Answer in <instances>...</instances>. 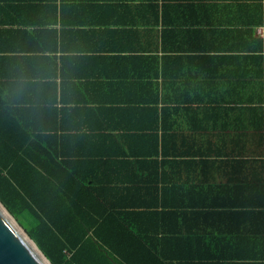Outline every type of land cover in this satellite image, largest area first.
Here are the masks:
<instances>
[{
	"label": "crops",
	"instance_id": "0c3cea01",
	"mask_svg": "<svg viewBox=\"0 0 264 264\" xmlns=\"http://www.w3.org/2000/svg\"><path fill=\"white\" fill-rule=\"evenodd\" d=\"M51 81L72 107L66 134L90 135L92 158L138 163L118 178L146 177L127 158L156 151L133 136L157 132L149 106L165 100L173 245L207 264H264V0H0L9 98H40L20 88Z\"/></svg>",
	"mask_w": 264,
	"mask_h": 264
},
{
	"label": "trees",
	"instance_id": "16d2710c",
	"mask_svg": "<svg viewBox=\"0 0 264 264\" xmlns=\"http://www.w3.org/2000/svg\"><path fill=\"white\" fill-rule=\"evenodd\" d=\"M23 89L43 95L13 100L8 94L14 87L0 83V200L52 264L209 263L202 261L201 248L192 252L178 245L184 243L173 245L182 238L171 231L170 212L160 200L165 185L160 160L176 154L168 147L164 124L160 135L165 100L149 106L159 119L157 132L133 136L134 143L156 151L130 152L134 156L127 159L143 160L140 171L146 175L132 180L118 178L119 172H132L138 163L120 168L110 158H92L90 135L66 134L63 118L72 107L62 101V85L51 81ZM74 107L90 111V104ZM122 138L111 134L107 140ZM25 214L31 228L22 220Z\"/></svg>",
	"mask_w": 264,
	"mask_h": 264
},
{
	"label": "water",
	"instance_id": "95a60500",
	"mask_svg": "<svg viewBox=\"0 0 264 264\" xmlns=\"http://www.w3.org/2000/svg\"><path fill=\"white\" fill-rule=\"evenodd\" d=\"M0 264H52L1 200Z\"/></svg>",
	"mask_w": 264,
	"mask_h": 264
},
{
	"label": "rangeland",
	"instance_id": "374dc122",
	"mask_svg": "<svg viewBox=\"0 0 264 264\" xmlns=\"http://www.w3.org/2000/svg\"><path fill=\"white\" fill-rule=\"evenodd\" d=\"M22 220L25 222V223H27V224H29V228H31L33 225L29 222L30 220H29V216H28V214H25L23 217H22ZM19 221V220H18ZM20 222V221H19ZM27 230V229H26ZM28 231V230H27Z\"/></svg>",
	"mask_w": 264,
	"mask_h": 264
}]
</instances>
